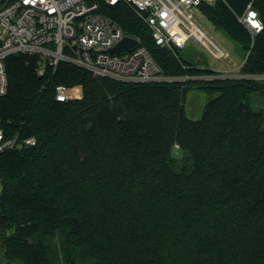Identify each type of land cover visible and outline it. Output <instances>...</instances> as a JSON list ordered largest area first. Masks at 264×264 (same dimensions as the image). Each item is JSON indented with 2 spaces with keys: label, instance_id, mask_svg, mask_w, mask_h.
I'll return each mask as SVG.
<instances>
[{
  "label": "trees",
  "instance_id": "obj_1",
  "mask_svg": "<svg viewBox=\"0 0 264 264\" xmlns=\"http://www.w3.org/2000/svg\"><path fill=\"white\" fill-rule=\"evenodd\" d=\"M90 1L166 76L197 79L124 83L65 62L42 77L39 55L11 56L0 128L38 144L0 154V264H264V82L220 78L159 48L127 4ZM252 1L264 23V0L198 9L256 76L264 30L253 39L238 20ZM61 85L83 97L58 102ZM194 88L209 96L198 121L185 108Z\"/></svg>",
  "mask_w": 264,
  "mask_h": 264
},
{
  "label": "built area",
  "instance_id": "obj_2",
  "mask_svg": "<svg viewBox=\"0 0 264 264\" xmlns=\"http://www.w3.org/2000/svg\"><path fill=\"white\" fill-rule=\"evenodd\" d=\"M218 0H105L110 6L127 4L152 31L156 45L175 52L190 41L201 43L217 59L227 53L216 45L191 19V12L202 4ZM239 22L254 39L264 23L254 7L247 5ZM129 35L120 25L100 12L90 0H0V97L9 91L7 60L13 55H39V76L55 71L62 62L72 64L96 77L132 84L173 83L196 80L166 76L161 66L138 40V45L123 53L112 49ZM243 66V64H242ZM216 72V71H215ZM223 78L227 72H216ZM264 82L263 75H244ZM243 79V78H241ZM56 100L66 103L83 97L80 87L56 88ZM36 138L16 136L6 139L0 128V154L24 147H35ZM178 148V146H176Z\"/></svg>",
  "mask_w": 264,
  "mask_h": 264
},
{
  "label": "rangeland",
  "instance_id": "obj_3",
  "mask_svg": "<svg viewBox=\"0 0 264 264\" xmlns=\"http://www.w3.org/2000/svg\"><path fill=\"white\" fill-rule=\"evenodd\" d=\"M194 23L210 38L216 45L221 47L227 57L223 60L213 58L208 50L201 44L190 41L185 49L179 50L182 58L193 61L200 68L210 69L216 72H227L224 79L247 78L241 73L243 64V52L239 44L231 40L222 31L217 30L214 25L201 13L198 8L188 12ZM209 101V96L202 90L192 89L186 98L185 108L188 118L198 121L203 117L205 107ZM255 110L264 109V98L256 94L254 97ZM176 157V167L188 164V156L179 148L174 147Z\"/></svg>",
  "mask_w": 264,
  "mask_h": 264
},
{
  "label": "water",
  "instance_id": "obj_4",
  "mask_svg": "<svg viewBox=\"0 0 264 264\" xmlns=\"http://www.w3.org/2000/svg\"><path fill=\"white\" fill-rule=\"evenodd\" d=\"M138 45V40L135 38H125L121 43L112 49L113 52L123 53Z\"/></svg>",
  "mask_w": 264,
  "mask_h": 264
}]
</instances>
